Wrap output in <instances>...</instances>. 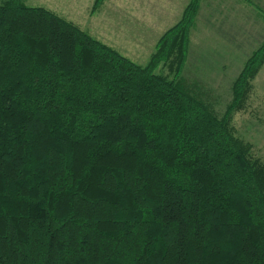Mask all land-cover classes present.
<instances>
[{
  "label": "trees",
  "instance_id": "16d2710c",
  "mask_svg": "<svg viewBox=\"0 0 264 264\" xmlns=\"http://www.w3.org/2000/svg\"><path fill=\"white\" fill-rule=\"evenodd\" d=\"M197 10L140 66L0 0V264H264V162L232 125L264 43L218 117L182 77Z\"/></svg>",
  "mask_w": 264,
  "mask_h": 264
},
{
  "label": "rangeland",
  "instance_id": "374dc122",
  "mask_svg": "<svg viewBox=\"0 0 264 264\" xmlns=\"http://www.w3.org/2000/svg\"><path fill=\"white\" fill-rule=\"evenodd\" d=\"M95 1L27 0V4L54 10L93 39L133 63L146 66L160 38L178 25L188 6L196 2L198 10L188 31L182 77L206 91L207 102L218 117L223 115L231 100L232 82L252 53L264 43L250 47L249 31L243 30L238 35L217 33L221 21L213 13L208 14L210 19L206 16L201 19L202 0H101L94 7ZM242 3L246 8L256 10L257 16H264L258 13L264 14V7L260 4L250 0ZM223 5L225 8L228 0L216 4ZM232 21L230 26L238 31L239 25H233ZM245 27H252L250 20L247 19ZM156 71L169 76L166 66L159 65ZM232 125L237 136L252 145L254 157L264 162V63L252 81L246 107L233 114Z\"/></svg>",
  "mask_w": 264,
  "mask_h": 264
},
{
  "label": "crops",
  "instance_id": "0c3cea01",
  "mask_svg": "<svg viewBox=\"0 0 264 264\" xmlns=\"http://www.w3.org/2000/svg\"><path fill=\"white\" fill-rule=\"evenodd\" d=\"M202 1L204 4V8L201 7V9L203 10V13L201 14V19L204 20L205 19L204 16H206V19H210V16L208 14L213 13L215 15V18L221 21L217 33L221 32L222 34L229 33L231 35H238L243 30L249 31L251 35V39L249 42L250 47L257 46L258 44L264 41V19H263L264 16H262L264 14L261 11H259L258 13H260V15L262 14L261 15L262 17H260L256 15L257 14L256 10L246 8L242 3V1L249 2V0H228V5L225 6V8L224 5L222 7L216 6V4L223 3V0H202ZM250 1L253 3H258L264 7V0H250ZM25 4H27V0H25ZM27 6L40 7V6H33L28 4ZM50 11L55 12L54 10H50ZM56 14L60 16L58 13ZM247 19L248 21L250 20L252 23V27L249 29L245 27V22L247 21ZM231 21L233 25L235 26L239 25L240 28L238 29V31H236L235 28H232L230 26Z\"/></svg>",
  "mask_w": 264,
  "mask_h": 264
}]
</instances>
